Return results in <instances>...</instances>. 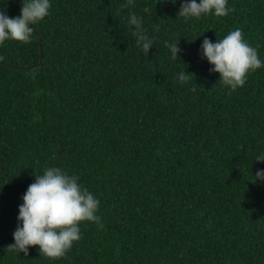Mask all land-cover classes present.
I'll return each instance as SVG.
<instances>
[{
  "label": "trees",
  "instance_id": "16d2710c",
  "mask_svg": "<svg viewBox=\"0 0 264 264\" xmlns=\"http://www.w3.org/2000/svg\"><path fill=\"white\" fill-rule=\"evenodd\" d=\"M185 2L50 0L30 43L0 45V264H264V180L252 182L264 170V67L233 91L201 47L241 29L264 61V0L187 19ZM22 6L0 0L11 18ZM178 41L174 60L166 43ZM49 167L79 177L103 224H80L55 260L8 248L23 195Z\"/></svg>",
  "mask_w": 264,
  "mask_h": 264
},
{
  "label": "clouds",
  "instance_id": "9594fccd",
  "mask_svg": "<svg viewBox=\"0 0 264 264\" xmlns=\"http://www.w3.org/2000/svg\"><path fill=\"white\" fill-rule=\"evenodd\" d=\"M134 3L135 0H127L124 7ZM51 7L50 0H23L21 15L15 18L0 10V45L9 39L30 43L34 32L32 26L47 17ZM230 11L234 9L228 7V0H189L182 5L178 16L187 19L214 14L220 18ZM127 26L130 29L134 26L132 35L136 44L148 55L153 40L146 34L143 20L130 13ZM166 47L170 49L172 59L179 58V41L166 43ZM201 47L203 55L214 65L210 71L218 72L220 84L230 86L233 91L244 87L250 73L264 67L257 48L246 42L241 29L229 32L216 43L205 38ZM188 74L186 71L179 74L181 84L190 81ZM255 160L264 162V155L257 156ZM254 177L253 183L264 180V170L257 171ZM78 181V176L69 175L57 167H49L42 175L38 174L23 195L24 202L18 216L21 224L14 232L15 243L8 246L9 250L23 252L27 256L30 246H39L40 255L61 259L66 257L74 242L81 239L80 224L94 222L103 228L101 217L97 215L100 201Z\"/></svg>",
  "mask_w": 264,
  "mask_h": 264
}]
</instances>
